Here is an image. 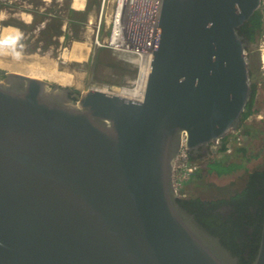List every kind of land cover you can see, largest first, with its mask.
<instances>
[{"label": "water", "instance_id": "obj_1", "mask_svg": "<svg viewBox=\"0 0 264 264\" xmlns=\"http://www.w3.org/2000/svg\"><path fill=\"white\" fill-rule=\"evenodd\" d=\"M261 4L165 0L142 100L5 73L0 264H240L182 205L175 166L183 144L219 148L242 125L239 30ZM251 264H264V219Z\"/></svg>", "mask_w": 264, "mask_h": 264}, {"label": "flooded vegetation", "instance_id": "obj_2", "mask_svg": "<svg viewBox=\"0 0 264 264\" xmlns=\"http://www.w3.org/2000/svg\"><path fill=\"white\" fill-rule=\"evenodd\" d=\"M45 1L17 0L18 4L9 5L5 3L2 7H8L9 12L24 11L32 14L31 23H23L11 19L13 23L17 22L22 27L20 29L22 32L19 41V51L30 55L40 54L39 56H45L49 52L48 54H51V57L54 58L58 48L57 36L60 34V30L58 26L56 27L57 24L52 25L51 18H57L56 12L58 11H56V2L52 0L51 4H43ZM14 7H18L17 11L13 10L15 9ZM42 8L44 9L42 10ZM49 10L55 13L48 14ZM72 11L68 10V18L74 16ZM47 21L48 24L43 26L44 30L41 29L39 22L47 23ZM239 31L248 44L253 86L251 103H249L245 112L248 113L252 109L250 111L251 114L246 119L243 118L242 121L246 131L251 126L264 127V65L262 62L264 49V0H262L259 11ZM4 77L5 73L1 72L0 78L3 79ZM257 114H262L259 122H256V119H258ZM258 124L261 125L258 126ZM221 147L213 148L212 145H209L191 157L192 159L194 158L193 160L204 164L210 160L218 159L217 156L222 149ZM225 176L229 175H213L216 179H221ZM205 191L207 192L206 198L192 196L182 199L186 201L184 207L195 215L197 220L214 235L220 238L226 248L239 258L240 264H251L258 251L264 219V207L260 212L259 206L261 205L257 204L258 201L264 200V166L248 173L237 186L210 185L205 188ZM254 202L255 205L257 204L256 206L253 204ZM258 215L261 216L258 217Z\"/></svg>", "mask_w": 264, "mask_h": 264}, {"label": "rangeland", "instance_id": "obj_3", "mask_svg": "<svg viewBox=\"0 0 264 264\" xmlns=\"http://www.w3.org/2000/svg\"><path fill=\"white\" fill-rule=\"evenodd\" d=\"M53 1L56 2V8H57L56 11L58 12H56L57 18L55 17L51 18L52 19L51 23H53L52 25L57 24L56 27L58 26L60 30V34L58 36L56 35L58 39L57 40L58 48L56 51V56L54 58L51 56L50 57L53 60L56 59L55 61L57 62V68L60 71L71 72L74 74L77 73L78 75H80L81 73L84 74L81 77L82 82L80 83L79 87L78 86L71 87L75 93L80 94L81 92L87 91L88 89H92L93 86H100V85H108L111 88H119L125 84L127 79H131V77L134 76L135 74L134 72H127L129 69L128 66L125 68L121 64V61L116 56H114L116 54L111 48L109 47L102 48V47H98L95 45V42H96L95 35L97 33L95 21L99 15V11H100L99 7H100L101 0H87L86 7L83 10H75L72 7L73 0H53ZM53 1L46 0L45 2H43V4H51V2ZM4 3L8 4L7 2L0 1V10H2L3 8L2 5ZM16 3H17V0H9V4H16ZM41 6L45 7L43 5ZM14 8L15 9L13 10L17 11L18 7H14ZM43 9L44 8H42V10ZM69 9L71 11L74 9L72 11L74 12V16L73 17L70 16L69 17L70 19L67 16L68 15L67 13H69L68 12ZM41 12H44V11H41ZM50 13L54 14L55 12L49 10L48 14ZM65 21H66V24H65ZM39 23H40L39 26L41 27L42 25L44 26L45 24H48V21L47 23L45 22L43 23L39 22ZM52 27H55V26H52ZM41 29H43V27ZM107 35H108V31L101 32V36L103 38H106ZM89 36L91 39L90 40L91 41L90 54L84 62H81V63L80 62H67L66 63L64 62V60L61 59L60 56L64 52V49L71 48L74 41L76 40L85 41L87 37ZM97 41L103 42L100 40V38H98ZM48 53L49 52H47L46 55H48ZM26 54L28 55V53ZM46 55L44 57H46ZM24 59L25 61H27L28 64L31 61L29 58H24ZM62 62L64 65L62 64ZM0 70L3 73L13 72V71H7L6 69H0ZM259 121H260L259 119H256V122H259ZM260 125L261 124H258V126ZM249 132H250L249 134L245 135L246 138H245L244 147L248 148L247 158H250V159H248L247 161V159L239 158L241 162L244 161L245 168H239L235 170L234 172H232L231 174H229V176H225L224 178H221V179H216L215 177L209 176V175L206 177L203 176L204 178L194 177V179L192 180V183L185 190V193L188 195V197L200 196V197L206 198L205 196H207V192L205 191V188L210 185L230 186V187L237 186L240 182H242V178H244L248 173H250L251 171L255 169L260 168L261 166H264V127H252L251 126L249 129ZM217 158H221V157L217 156ZM224 158L230 159L232 161L236 160L234 159V156L224 157Z\"/></svg>", "mask_w": 264, "mask_h": 264}, {"label": "bare ground", "instance_id": "obj_4", "mask_svg": "<svg viewBox=\"0 0 264 264\" xmlns=\"http://www.w3.org/2000/svg\"><path fill=\"white\" fill-rule=\"evenodd\" d=\"M0 1L7 2L9 4V0ZM86 2L87 0H73L72 7L75 10H83L86 7ZM11 19L21 21L23 23H31L32 14L25 13L24 11H18L16 13L9 12L8 7H3L2 10H0V69H6L7 71H13L30 77L39 78L49 83H54L61 86H67L70 88L74 86L79 87L80 83L82 82L81 77L82 75H84L83 73H79L80 75H78L77 73L74 74L71 72H65L64 70V72L60 71L57 68V62L55 61L56 59H51V54L46 55V57H39L37 54L30 55L28 53L27 55L23 51H19V41L21 38L22 31L18 28L17 24H13ZM42 27L43 25L41 26V28ZM137 29L138 27L136 26L126 27L123 25L120 26L121 34L119 38L114 37L109 42H99L95 40L96 46L110 45L117 48V53H115L116 55L114 56H116L121 61V64L125 68L128 66L129 69L127 72H134L135 74L133 77H131V79H127V81L122 87L111 88L108 85H100L93 86L92 89H97L111 94H117L133 100L144 99V91L147 83L146 80L148 79V74L151 69L152 58L151 55H149L147 52L137 50L133 47V44H131L130 41H138V36L136 35ZM126 35L129 37V40L126 38ZM90 40L91 39L89 36L85 41H74L71 48L64 49V52L60 56L61 59L64 60V62L66 63L84 62L90 54ZM24 58H29L31 60L30 63L28 64ZM262 62L264 65V49L262 53ZM149 66L150 69L147 72Z\"/></svg>", "mask_w": 264, "mask_h": 264}, {"label": "built area", "instance_id": "obj_5", "mask_svg": "<svg viewBox=\"0 0 264 264\" xmlns=\"http://www.w3.org/2000/svg\"><path fill=\"white\" fill-rule=\"evenodd\" d=\"M164 4L165 0H101L99 15L95 21L97 29L95 35L96 41L98 38L103 42H109L114 37L119 38L121 34L120 26H136L138 27L136 30L138 41L130 42L133 44L134 48L147 52L152 58L151 47L153 34L158 22L163 16ZM107 31L108 35L106 38H103L101 32ZM126 38L129 40L127 35ZM98 47H109L117 53V48L114 46L100 45ZM149 69L150 66L148 67L147 72ZM148 79L146 80L147 83ZM256 116L261 120L262 114H257ZM245 135V127L242 125L231 130L228 136L221 141L222 149L219 151L218 156L221 158L233 156L238 148L244 147ZM201 166V162L193 161L191 159L189 152L186 150L185 144H183V148L178 156L175 166V181L179 198L185 199L188 197L185 190H183V186L185 182L190 181L196 175V172Z\"/></svg>", "mask_w": 264, "mask_h": 264}, {"label": "trees", "instance_id": "obj_6", "mask_svg": "<svg viewBox=\"0 0 264 264\" xmlns=\"http://www.w3.org/2000/svg\"><path fill=\"white\" fill-rule=\"evenodd\" d=\"M251 110L252 109H250L248 113L244 114V119H246L251 114V112H250ZM242 126L245 127L244 124H242ZM245 132H246V135L250 133L249 130H246ZM247 153H248V148L242 147V148H238L236 150L235 154L233 155L234 159H236V160L232 161V160L227 159V158L226 159L222 158V159H215V160H210L208 162H205L202 165V167L196 172V175L194 177L204 178L203 176H205V177L208 175L213 176L214 174H216L217 176L229 175L239 168H245L244 161L241 162L239 158L247 159V161H248V159H250V158H247ZM194 177L190 181L185 182V184L183 186L184 187L183 190H186V188L192 183V180L194 179ZM181 203L184 206L186 201L182 200ZM253 204L255 205V202ZM257 204L261 205V206H259L260 207L259 210L261 212L263 210V207H264V200L258 201ZM259 216H261V215H258V217Z\"/></svg>", "mask_w": 264, "mask_h": 264}, {"label": "clouds", "instance_id": "obj_7", "mask_svg": "<svg viewBox=\"0 0 264 264\" xmlns=\"http://www.w3.org/2000/svg\"><path fill=\"white\" fill-rule=\"evenodd\" d=\"M218 159H222V158H218ZM193 160V159H192ZM193 161H195V160H193ZM203 165V164H202ZM202 167V166H201ZM182 200V199H181Z\"/></svg>", "mask_w": 264, "mask_h": 264}]
</instances>
